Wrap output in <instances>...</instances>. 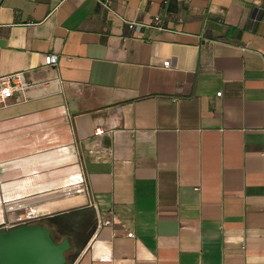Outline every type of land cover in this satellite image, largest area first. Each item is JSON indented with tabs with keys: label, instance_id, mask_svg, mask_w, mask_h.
I'll use <instances>...</instances> for the list:
<instances>
[{
	"label": "crops",
	"instance_id": "obj_1",
	"mask_svg": "<svg viewBox=\"0 0 264 264\" xmlns=\"http://www.w3.org/2000/svg\"><path fill=\"white\" fill-rule=\"evenodd\" d=\"M19 71L0 223L35 211L68 264H264V0H0Z\"/></svg>",
	"mask_w": 264,
	"mask_h": 264
},
{
	"label": "water",
	"instance_id": "obj_2",
	"mask_svg": "<svg viewBox=\"0 0 264 264\" xmlns=\"http://www.w3.org/2000/svg\"><path fill=\"white\" fill-rule=\"evenodd\" d=\"M70 248L69 238L56 241L44 224L0 229V264H66Z\"/></svg>",
	"mask_w": 264,
	"mask_h": 264
},
{
	"label": "built area",
	"instance_id": "obj_3",
	"mask_svg": "<svg viewBox=\"0 0 264 264\" xmlns=\"http://www.w3.org/2000/svg\"><path fill=\"white\" fill-rule=\"evenodd\" d=\"M124 24L131 32H139L143 29L148 28H158L161 29V19L158 15L153 17V23H143L136 22L132 20L123 19ZM57 55L55 53H50L44 56L43 66L51 67L57 63ZM163 67H169V61L163 62ZM32 82L27 78L25 71H19L14 73H9L0 76V109L10 106L12 104L21 102L25 99L26 91L32 87ZM217 96L221 95V92L216 93ZM84 192L82 187L68 189L66 194L81 193ZM21 208L17 204H8L5 208L7 212L16 210V208ZM41 219V216L35 211L28 209L24 210L22 214L17 216L14 220H3L0 223V227L4 230L11 229L18 225H28L36 223ZM111 223L110 219H103L99 221L102 226L109 225ZM127 237L133 238V232H127Z\"/></svg>",
	"mask_w": 264,
	"mask_h": 264
},
{
	"label": "trees",
	"instance_id": "obj_4",
	"mask_svg": "<svg viewBox=\"0 0 264 264\" xmlns=\"http://www.w3.org/2000/svg\"><path fill=\"white\" fill-rule=\"evenodd\" d=\"M47 222H49V225L50 226H57V227H59L60 226V223H59V221H56V219H49V220H47ZM36 223H39V224H44V220H39V221H37ZM45 225V224H44ZM52 235H53V237H54V239L56 240V241H60L61 239H62V237L64 236V237H67V238H69V240H70V243H71V238L68 236V235H63V234H60V233H52ZM72 249H73V246H72V243H71V248H70V250L66 253V258H67V262H66V264H68L69 263V261H70V257H69V253L72 251Z\"/></svg>",
	"mask_w": 264,
	"mask_h": 264
},
{
	"label": "flooded vegetation",
	"instance_id": "obj_5",
	"mask_svg": "<svg viewBox=\"0 0 264 264\" xmlns=\"http://www.w3.org/2000/svg\"><path fill=\"white\" fill-rule=\"evenodd\" d=\"M0 229H1V230H4V229H2L1 227H0Z\"/></svg>",
	"mask_w": 264,
	"mask_h": 264
}]
</instances>
